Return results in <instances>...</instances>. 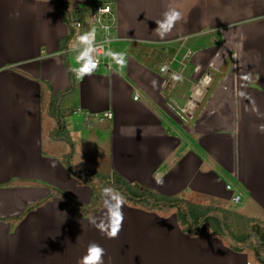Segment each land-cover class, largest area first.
<instances>
[{
  "label": "crops",
  "instance_id": "1",
  "mask_svg": "<svg viewBox=\"0 0 264 264\" xmlns=\"http://www.w3.org/2000/svg\"><path fill=\"white\" fill-rule=\"evenodd\" d=\"M65 1L85 16L95 5ZM170 6L182 19L162 36L156 22ZM114 11L109 49L126 65L107 56L62 105L73 169L220 203L253 221L249 242L235 251L208 223L193 236L174 210L128 202L118 238L99 231V181L72 174L45 110L46 90L51 99L71 86L70 27L51 0H0V264H77L91 242L104 264H264V246L249 250L258 223L264 233V0H115ZM84 137L100 149L87 152Z\"/></svg>",
  "mask_w": 264,
  "mask_h": 264
},
{
  "label": "trees",
  "instance_id": "2",
  "mask_svg": "<svg viewBox=\"0 0 264 264\" xmlns=\"http://www.w3.org/2000/svg\"><path fill=\"white\" fill-rule=\"evenodd\" d=\"M51 1L53 2L57 12L63 17V20L70 27V35L63 43V49H66L74 35V22L84 20L85 13L77 9H72L65 0ZM65 63L69 70L71 86L67 90L59 91L56 95H52L47 115L52 118L56 124V128L51 132V138L56 141L69 144L72 149V152L69 153L71 156L69 157L72 158L74 154V149L72 148L73 142L64 121L62 105L64 100L75 92L77 80L72 72L73 68L69 63L67 56H65ZM67 165L75 177L83 181H91L94 179L99 181V186L95 188V196L91 206L102 204L103 197L101 193L104 187H114L124 195L126 202L133 206L141 207L153 212L176 210L178 222L187 234L193 236L199 235L202 226L208 223L212 233L221 237L227 236L233 241L235 244L233 245L235 251H242L246 248L249 242L248 239H250V233H246L245 235H236L232 233L228 219L230 216L236 215L245 220L246 225H243L247 228L251 226L250 224L253 221L224 209L220 206V203H217V205L211 203L197 204L184 196H169L138 183L131 184L118 174H114L109 177L93 171H76L73 169L70 161L67 162ZM77 207L86 209V207L80 206L79 204ZM242 240H245V243L243 242L239 244L238 242Z\"/></svg>",
  "mask_w": 264,
  "mask_h": 264
},
{
  "label": "clouds",
  "instance_id": "3",
  "mask_svg": "<svg viewBox=\"0 0 264 264\" xmlns=\"http://www.w3.org/2000/svg\"><path fill=\"white\" fill-rule=\"evenodd\" d=\"M110 12V8L103 7L99 13L104 14ZM182 19L181 11L175 7H169V9L163 14V19L157 21L156 31L162 36L170 32L175 24ZM77 28L79 25L76 26ZM96 29L92 28L90 31L84 34H78L74 43L70 45V49L78 52L76 61L81 66L79 68H73L77 79H83L86 75H91L92 72L98 67V61L95 58L97 47L95 46ZM105 55L111 57L122 68L126 65V54L116 53L111 49L105 52ZM173 79L179 80V76H174ZM205 80H210L211 77L205 76ZM264 130V126H261ZM55 166V165H53ZM103 197L104 208L106 209L105 218H100L99 222L93 221L95 227L104 233L109 239L118 238L124 224L123 207L126 202V198L114 187H104L101 193ZM235 199V197H234ZM105 249L96 242H91L88 245L87 252L82 256L77 264H104Z\"/></svg>",
  "mask_w": 264,
  "mask_h": 264
},
{
  "label": "built area",
  "instance_id": "4",
  "mask_svg": "<svg viewBox=\"0 0 264 264\" xmlns=\"http://www.w3.org/2000/svg\"><path fill=\"white\" fill-rule=\"evenodd\" d=\"M94 7L91 11H88L84 20H79L74 23V35L70 41L69 46L62 51L64 56L68 57V60L72 58V61L80 67L81 65L77 63L76 56L78 52L70 49V45L75 42L78 34H84L87 31H90L92 28L96 29L95 35V46L97 47V52L94 54L95 58L98 61L99 69L103 63L102 57H105V52L109 50L110 44L113 41V34L116 25V15L114 11L115 0H95ZM103 7L110 8V12L100 14L99 11ZM79 25L77 28L76 26ZM102 32V36H100ZM71 64V63H70ZM161 72H167L166 68H162ZM169 107L177 112V104L171 100L168 103ZM110 116V114H107ZM87 123H90V120H86ZM240 196H236L234 202H239Z\"/></svg>",
  "mask_w": 264,
  "mask_h": 264
},
{
  "label": "rangeland",
  "instance_id": "5",
  "mask_svg": "<svg viewBox=\"0 0 264 264\" xmlns=\"http://www.w3.org/2000/svg\"><path fill=\"white\" fill-rule=\"evenodd\" d=\"M100 36H102V32H100ZM150 48V47H149ZM157 50V49H156ZM158 52V51H157ZM65 57V56H64ZM107 57V56H106ZM106 57H102V59H105ZM161 60V58L160 57H158V59H157V61H160ZM69 61V63H71L70 65H71V67L72 68H79L75 63H74V61H72V58L71 59H69L68 60ZM50 96H49V93H48V90H46L45 91V110L46 109H48L49 110V106H50ZM71 100L72 101H74L75 100V98H71ZM66 106L68 107V108H70L71 107V103L69 102V103H66ZM64 107H62V109H63ZM62 112H63V110H62ZM96 121H99V119H96ZM87 123V122H86ZM96 123V122H95ZM94 123V124H95ZM93 124V125H94ZM88 125V124H87ZM87 125H85V126H87ZM48 127V126H47ZM89 129V130H88ZM93 128H91V127H88L86 130H84L85 132H84V135H86L87 137H92V135H93V133H94V131H91ZM90 132H92V134L90 135ZM85 136V137H86ZM84 137V139H85V144H84V142H83V144H84V148L86 149V151L87 152H96L97 150H99L100 149V146L99 145H95V147H93V148H95V149H93L92 148V143H93V141L90 139V141H89V139L86 141V139L87 138H85ZM98 140V139H97ZM89 142V145L90 146H88V143ZM96 144H98V141H97V143ZM56 146H58V149L59 150H62V152H65L64 154L65 155H67L65 158H67L68 160H66L67 162H73V158H74V155H75V150H74V155L72 156V160H71V158L69 157V156H71V154H69V153H71L72 152V149H71V147L69 146V144H65V143H63V142H57V145ZM69 154V155H68ZM66 165H67V163H66ZM68 166V165H67ZM73 166H75L76 168H79V166L75 163V162H73ZM190 199H192V200H197V198H190ZM199 199V198H198ZM196 202H202V201H196ZM207 203H209V201H207ZM202 204H205V203H202ZM211 204H213L212 202H211ZM232 205H234V207L235 208H238V209H240V210H243V209H241V205L239 204H234V202H232L231 203ZM215 205H217V203L215 204ZM176 213H177V211L176 210H174ZM165 210L162 212V214H165ZM167 212H172V211H167ZM228 222H229V225H230V228H231V231H232V233H234V234H236V235H245L246 233H249L250 231H249V228H247L246 226H244V225H246V223H241L239 220H237V219H235V218H233V217H229V219H228ZM244 224V225H243ZM258 227L257 228H255V229H253V233H255L257 236L256 237H254V239H252V241H251V244H250V246H249V250L250 251H253V253L254 254H256L257 253V246H258V244H259V246H261V247H263L264 246V233L263 232H261L262 230H261V225H260V223H258ZM253 227V226H252ZM254 228V227H253ZM250 229H252V228H250ZM250 236H251V234H249ZM228 238V240H230L229 239V237H227ZM245 243V240H242V241H239L238 243L239 244H241V243Z\"/></svg>",
  "mask_w": 264,
  "mask_h": 264
},
{
  "label": "bare ground",
  "instance_id": "6",
  "mask_svg": "<svg viewBox=\"0 0 264 264\" xmlns=\"http://www.w3.org/2000/svg\"><path fill=\"white\" fill-rule=\"evenodd\" d=\"M106 57V56H105Z\"/></svg>",
  "mask_w": 264,
  "mask_h": 264
}]
</instances>
